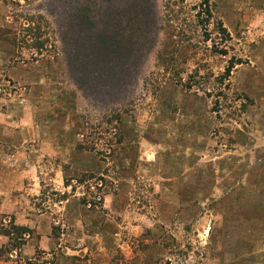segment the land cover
Masks as SVG:
<instances>
[{"label": "rangeland", "instance_id": "1", "mask_svg": "<svg viewBox=\"0 0 264 264\" xmlns=\"http://www.w3.org/2000/svg\"><path fill=\"white\" fill-rule=\"evenodd\" d=\"M0 264H264V0H0Z\"/></svg>", "mask_w": 264, "mask_h": 264}]
</instances>
